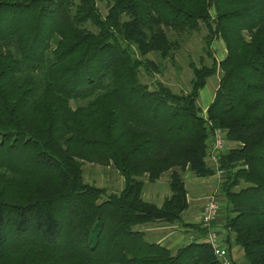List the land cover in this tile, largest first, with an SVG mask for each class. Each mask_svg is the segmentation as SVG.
Returning a JSON list of instances; mask_svg holds the SVG:
<instances>
[{
  "label": "trees",
  "instance_id": "1",
  "mask_svg": "<svg viewBox=\"0 0 264 264\" xmlns=\"http://www.w3.org/2000/svg\"><path fill=\"white\" fill-rule=\"evenodd\" d=\"M97 1L0 0V264H222L207 229L183 221L187 171H221L211 226L243 264H264V0H110L106 15ZM201 24L211 64L189 62L188 91L141 81V68L160 72L148 54L180 48L169 33ZM216 129L226 148L213 161ZM84 163L112 166L121 187L85 182ZM166 173L170 195L143 199ZM153 223L194 236L173 250L136 228Z\"/></svg>",
  "mask_w": 264,
  "mask_h": 264
},
{
  "label": "rangeland",
  "instance_id": "2",
  "mask_svg": "<svg viewBox=\"0 0 264 264\" xmlns=\"http://www.w3.org/2000/svg\"><path fill=\"white\" fill-rule=\"evenodd\" d=\"M97 2L102 15H106L110 0H98ZM206 34L207 30L202 24L200 26V30L193 33H185L179 36L172 32L169 33L172 39L178 40L180 48L174 53L173 59H161L155 53L148 54L147 58L151 59L156 65H158V67L160 68V72L151 71L149 73L141 68L139 71V77L141 81L149 85V87L151 88L155 86L157 81H160L168 85L174 92L188 91L190 88L189 82L192 77L189 62L192 60L197 65H199L201 61L205 64H211V58L206 54L204 50V36ZM212 53L216 57V59H220L225 55V47L222 41H213ZM136 55L140 57L138 52L136 53ZM219 78V72L209 77L206 80L205 87L199 92L197 104L202 112L204 111V108L206 104H208L209 100L213 98V94L218 85ZM208 162L209 164H211L210 160H208ZM183 176L186 183V188L188 190L189 198L192 202V199H197V201L194 202L200 210L202 209V206L204 205L206 200L212 197L219 201L221 208L223 207V205L225 204V199L220 193L219 183L221 181V176L219 174L215 182L211 179L208 181L199 182L201 181V179L194 176V174L190 171L185 172ZM167 177L168 174L166 173L157 182L146 183L143 191V199L153 202L159 206L163 202L164 198L170 195V191L167 185ZM83 178L85 182L93 184L97 187H104L108 191H117L122 184L121 176L112 166H101L98 164L84 163ZM189 182H191L193 185H190ZM220 213L221 216L218 218V220L224 217V209H222ZM187 221L198 223L199 220L198 218H192ZM136 228L145 232V238L147 241H159L161 243H167L169 241L171 242V237L176 230L174 227H170L165 223L140 225ZM192 236H194V231L192 229H188L183 233V237L179 240L176 246H180L190 241ZM231 252L234 254L232 248ZM236 255L237 253L234 254V259H237L236 262L243 263L242 251L239 250L238 256Z\"/></svg>",
  "mask_w": 264,
  "mask_h": 264
},
{
  "label": "built area",
  "instance_id": "3",
  "mask_svg": "<svg viewBox=\"0 0 264 264\" xmlns=\"http://www.w3.org/2000/svg\"><path fill=\"white\" fill-rule=\"evenodd\" d=\"M212 154L213 161H216L217 154L226 148L224 133L221 129H216L212 134ZM221 171L219 172V174ZM221 205L217 199L208 198L202 206L199 223L207 229L204 241L212 248L214 255L221 261L222 264H243L236 263L231 257L224 243L226 233L223 230L213 228L211 224L219 218ZM225 236V237H224Z\"/></svg>",
  "mask_w": 264,
  "mask_h": 264
},
{
  "label": "crops",
  "instance_id": "4",
  "mask_svg": "<svg viewBox=\"0 0 264 264\" xmlns=\"http://www.w3.org/2000/svg\"><path fill=\"white\" fill-rule=\"evenodd\" d=\"M205 87V86H204ZM203 87V88H204ZM202 88V89H203ZM201 89V90H202ZM200 90V91H201ZM214 95V94H213ZM211 100L212 99H210L209 100V102H208V104H206V106H205V108H204V111L202 112V114L204 115L205 114V111H206V108L208 107V105L210 104V102H211ZM198 178H200V177H198ZM217 178H218V175H214V176H211V177H206V178H200L201 179V181H199V182H203V181H208V180H212V181H216L217 180ZM198 183V182H197ZM196 183V184H197ZM189 184L191 185L192 183L191 182H189ZM193 185V184H192ZM195 195V194H194ZM193 200V202L194 201H197V199H192ZM188 202H189V208L185 211V213H184V216H183V221L184 222H188L187 220H189V219H192V218H198V220H199V218H200V213H201V210L199 209V207L196 205V203L194 202H192L191 201V199L189 198V194H188ZM161 205V204H160ZM178 224H179V226H178ZM168 226H170V227H174L176 230L174 231V234L172 235V239H171V242L169 241V242H167V243H161V244H164V245H166L168 248H170V249H173V250H176V248L178 247V246H176L177 245V243L179 242V240L183 237V233L184 232H186L187 230H188V228H186V227H184L183 225H182V223H175V224H168ZM178 226V227H177ZM156 242H159V241H156ZM232 249H233V251H234V254L235 253H237V255L236 256H238V254H239V250H240V248L238 247V246H233L232 247ZM234 254L230 251V257L234 260V261H237V259L235 260L234 259ZM238 263V262H237Z\"/></svg>",
  "mask_w": 264,
  "mask_h": 264
}]
</instances>
